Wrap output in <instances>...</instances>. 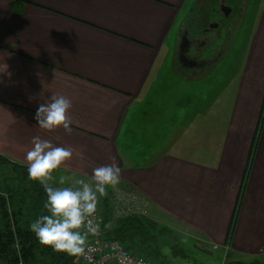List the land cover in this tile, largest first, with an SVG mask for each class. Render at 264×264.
<instances>
[{"label":"crops","instance_id":"1","mask_svg":"<svg viewBox=\"0 0 264 264\" xmlns=\"http://www.w3.org/2000/svg\"><path fill=\"white\" fill-rule=\"evenodd\" d=\"M195 1L0 0V155L27 167L35 136L71 147L73 155L53 172L56 187L116 163L121 180L99 198L103 214L108 201L114 218H163L161 226L200 248L223 249L228 263L264 264V116L256 129L264 97V0L254 15L256 43L231 77L234 86L227 75L219 87L231 93L226 112L219 96L202 104L192 96V105H201L187 114L178 96L173 113L166 98L161 109L146 99L161 50L169 34L179 36ZM236 1L243 12L251 0H227ZM51 93L71 99L70 131L36 125L35 111ZM201 114L227 122L212 123L218 144L211 148Z\"/></svg>","mask_w":264,"mask_h":264},{"label":"rangeland","instance_id":"2","mask_svg":"<svg viewBox=\"0 0 264 264\" xmlns=\"http://www.w3.org/2000/svg\"><path fill=\"white\" fill-rule=\"evenodd\" d=\"M215 1H217L218 4L219 0L195 1L194 11L196 12V14L202 16V20H198L200 27L206 26L211 22L217 21V19L213 17L208 18L210 16L209 14L210 10L215 7L214 5ZM262 2L263 0H251L246 5L248 9L246 8L247 10L246 11L244 10L242 12L244 13L243 15L241 13L238 16H232L231 19L223 21V24L226 25L220 27V29L217 31L216 34L218 38L223 39V41L225 42L226 44L225 51L222 55V58L219 59L211 68H205L201 71L183 72L178 65L177 57H176L177 46L179 43V36L176 38L175 36H173V34H169L167 47L165 46L161 50L160 56L158 57L157 62L154 65V69L152 71L151 77L147 81V83H152L151 88L147 90L146 93V97H148L146 99L151 98L153 100V102L150 103V108L154 109L155 107H157V109L159 108L161 109L162 107L161 102L163 101L164 98H166L168 102L167 104L168 111L169 113H173L175 112V110H177L174 96H178V101L180 100L182 101V103L179 102L180 105L178 109L180 110L182 108L181 105H183L187 114L189 112L192 113L193 108L195 106H200L203 103V101H205L204 98L219 96L223 100V102L221 101L219 103V107H223V109L220 111L223 113L226 112V106L228 105V100L226 98L231 97L230 90L232 88L230 87L234 86L233 81H230L231 77L234 75L237 66L241 64L240 60H242L241 58L246 53L247 48L249 49L252 48L253 44L255 45L256 43V40L254 41L253 39V37L256 36L254 30H256L255 28L257 25V20H254L255 19L254 15L255 12H258L259 14V10L261 8L260 6ZM189 9L191 10V8ZM185 24H187V26L189 27L191 24V20H185ZM223 70L225 71V74ZM227 70H229V72ZM227 75L229 78L228 83L230 90H226L227 89L226 86L221 91L219 87L225 86L224 80H226ZM235 88L233 91L236 92L237 90L238 92V89ZM143 95L145 96L144 92ZM194 95L196 96L197 101L198 100L201 101V104L196 103L195 106L194 104L192 105V103L189 100ZM238 102L240 104L239 100ZM248 106L249 104H247L244 107H248ZM263 108H264V97L261 103L256 129H258L260 126L259 120H260V115L264 112ZM142 111H143L142 113H144V110ZM206 114L209 113L205 112V115ZM219 114L220 113H218L217 115L219 116ZM203 116L204 114H201L200 117L198 116L199 117L198 123L200 124L201 127L207 126L208 129L209 126L211 127V132L208 133L207 135L205 134V132H207L208 130L205 127L202 128L204 129L203 131L200 130L207 137V140L205 142L206 145H208V147L211 148L212 146L218 144V142H216L212 138V128H213L212 123L215 121L216 124L224 125L226 121L225 120L216 121V119L214 118V120L210 123L209 120H203L204 119ZM142 124L143 122L141 121L140 125L142 126ZM195 129L196 128H194V132L196 131ZM196 133H198V131H196ZM209 134L210 136L208 137ZM195 136L196 135H194V137ZM190 140L192 141L191 137ZM191 157H193V152ZM6 172H7V168L0 167V174H4L7 177L11 178L12 174H9V169L8 172L7 173ZM59 187H63V186H59ZM107 204L109 207L112 206V204L110 203ZM114 219H119V218L116 217ZM160 223L163 224V218H158V221H155L153 224L152 223L148 224L147 225L148 229L146 230L148 231L149 229H151V234L153 235V238L151 240V247L158 252V255H160L161 253L164 257H166L165 260H167L169 264H224L225 262L226 263L229 262V256H227L226 254L227 252H225L223 249H217V248L214 249L212 248L213 246H208V245H206V249L200 248L199 245L190 237L188 238H186L187 236L183 237L177 232H172L171 230L165 231L164 229L166 227L161 226ZM176 243L177 244L179 243L180 246L178 247L177 245H175ZM177 248H179V250ZM251 262L252 261L244 260V262L242 263L256 264V262H252V263ZM75 263L82 264L79 260H77Z\"/></svg>","mask_w":264,"mask_h":264},{"label":"clouds","instance_id":"3","mask_svg":"<svg viewBox=\"0 0 264 264\" xmlns=\"http://www.w3.org/2000/svg\"><path fill=\"white\" fill-rule=\"evenodd\" d=\"M71 107L69 97L51 93L47 102L40 103L35 111L36 125L45 130L63 127L70 131ZM72 155L71 147L54 145L39 136L32 138V146L25 155L27 172L30 179L43 186L46 200L44 213L34 219L29 228L39 244L79 257L87 255L86 249L91 251L88 236H95L99 231L95 223L98 200L107 194L109 187L120 183L121 169L116 163L104 164L94 168L91 176L76 179L67 186H52L50 180L54 170ZM87 258L91 260V256ZM127 264H132L131 260Z\"/></svg>","mask_w":264,"mask_h":264},{"label":"trees","instance_id":"4","mask_svg":"<svg viewBox=\"0 0 264 264\" xmlns=\"http://www.w3.org/2000/svg\"><path fill=\"white\" fill-rule=\"evenodd\" d=\"M214 5L217 6V1ZM263 116L264 112L260 115L259 124L262 123ZM0 167L7 168V172L9 169V174H12L11 178L0 174V263L75 264L76 256H69L64 252L54 251L50 246L39 244L29 228L33 220L45 211L43 204L46 193L43 186L29 178L26 166L12 163L0 156ZM109 209L111 208L105 201L106 214L98 210L103 239L116 240L127 250L151 258L160 264H169L165 260L166 257L161 253L158 255V252L151 247L153 235L151 229L148 230L149 232L146 229L148 224L154 222L143 216L114 219ZM230 233L231 228L228 235ZM224 264L243 263L225 262Z\"/></svg>","mask_w":264,"mask_h":264},{"label":"flooded vegetation","instance_id":"5","mask_svg":"<svg viewBox=\"0 0 264 264\" xmlns=\"http://www.w3.org/2000/svg\"><path fill=\"white\" fill-rule=\"evenodd\" d=\"M236 3L224 1L225 6L230 9L226 16L225 11L220 7L221 0H219L217 6L210 10L208 17H213L217 21L201 27L198 20H202V16L196 14L195 6L191 9L186 18V20H191L190 26L188 27L184 20L179 31L176 57L182 71H200L209 68L222 58L226 44L223 39L217 37L216 33L220 27L226 25L223 24L224 20H229L232 16L242 13L241 6H239L242 3L239 1Z\"/></svg>","mask_w":264,"mask_h":264},{"label":"built area","instance_id":"6","mask_svg":"<svg viewBox=\"0 0 264 264\" xmlns=\"http://www.w3.org/2000/svg\"><path fill=\"white\" fill-rule=\"evenodd\" d=\"M95 223L99 225V231L95 236H88V245L91 247V251L86 249L87 255L77 257L82 264H121L122 261L127 264L128 260H131L132 264H160L151 258L127 250L116 240L103 239L98 210L96 211ZM87 256H91V260Z\"/></svg>","mask_w":264,"mask_h":264},{"label":"water","instance_id":"7","mask_svg":"<svg viewBox=\"0 0 264 264\" xmlns=\"http://www.w3.org/2000/svg\"><path fill=\"white\" fill-rule=\"evenodd\" d=\"M224 1H225V0H221V6H220V7L225 11V15L227 16V15L229 14V12H230V9H228V8L225 6Z\"/></svg>","mask_w":264,"mask_h":264}]
</instances>
